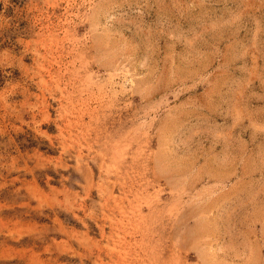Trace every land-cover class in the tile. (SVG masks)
<instances>
[{"label": "rangeland", "instance_id": "obj_1", "mask_svg": "<svg viewBox=\"0 0 264 264\" xmlns=\"http://www.w3.org/2000/svg\"><path fill=\"white\" fill-rule=\"evenodd\" d=\"M0 264H264V0H0Z\"/></svg>", "mask_w": 264, "mask_h": 264}]
</instances>
